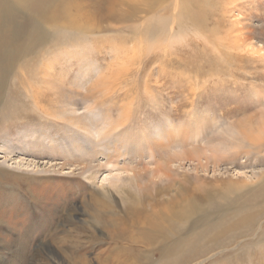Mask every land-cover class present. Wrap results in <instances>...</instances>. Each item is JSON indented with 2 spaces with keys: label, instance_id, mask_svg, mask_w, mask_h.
Listing matches in <instances>:
<instances>
[{
  "label": "rangeland",
  "instance_id": "obj_1",
  "mask_svg": "<svg viewBox=\"0 0 264 264\" xmlns=\"http://www.w3.org/2000/svg\"><path fill=\"white\" fill-rule=\"evenodd\" d=\"M40 3L32 14L16 0L0 2L13 8L0 40L14 39L10 78L0 86V264H72L60 244L74 229L82 243L92 237L79 256L98 264L126 208L140 210L142 201L148 210L157 189L177 212L194 211L139 262L160 259V248L176 242L178 253L193 234L213 240L217 221L249 210L256 219L244 235L227 234L223 247L187 264H264V196L249 197L264 173V0ZM249 30L253 48L232 51ZM27 86L47 95L34 96L44 113ZM161 131L152 147L147 139ZM108 134L121 148L104 140L106 157L117 160L95 156ZM41 244L55 260H43ZM118 252L110 247L103 258Z\"/></svg>",
  "mask_w": 264,
  "mask_h": 264
},
{
  "label": "bare ground",
  "instance_id": "obj_2",
  "mask_svg": "<svg viewBox=\"0 0 264 264\" xmlns=\"http://www.w3.org/2000/svg\"><path fill=\"white\" fill-rule=\"evenodd\" d=\"M0 2H2V0H0ZM227 2H229V1H227ZM16 3L19 6H20V3L23 4L27 10L32 11V14H35V13L38 14V13L42 12V6L40 3V0H36V2H34L33 0H16ZM207 9H209V8H207ZM12 10H13L12 6H11V8H7L6 4L1 5V7H0V24L4 19H7L10 16ZM64 14H65V12H64ZM64 14H63V17H65ZM201 15H203V14H201ZM236 20H237V18H236ZM231 24H232V22H231ZM236 24H237V21H236ZM198 26H199V24H198ZM160 28H161V32L165 31V27L163 25H161ZM238 29H241V28H238ZM0 30H2V29H0ZM179 30H182V27H179ZM242 30H246V28L243 27ZM246 32H247V30H246ZM38 33H39L38 30L34 28L33 30L29 31V33H28L29 35L27 36V39H30V37L32 39L33 37L37 36ZM226 33H228L227 30H226ZM248 33L249 34L244 35L243 39H238V41H240L239 44L237 41H235V44L230 49L232 51H236V50L242 49V47H244V46L253 48V46L251 44V40H250L252 32L249 30ZM25 35H27V33ZM13 36H14V34H13ZM233 37H231V38H233ZM18 39H19V36H18ZM214 41H216V40H214ZM18 42H19V40H18ZM11 43H14L13 37L9 38V43L3 42L2 39L0 40V50L2 52L0 54V86H1L2 82L5 83V81H3V80L9 74V72L11 70V68L8 69V67H5L6 62H8V64H9L10 54L13 50L11 48L8 51L7 46H10ZM242 43L244 46H242ZM222 45H224V44H222ZM5 47H7V48L5 49ZM255 50H257V49H255ZM228 51H229V49H228ZM245 51H247L246 48H245ZM255 53H257V52H255ZM263 58H264V56H263ZM211 61H213V59H211ZM262 61H264V59ZM11 64H12V62H11ZM260 66L261 67L264 66V63ZM9 76H10V74L8 75V79L10 78ZM27 88H29V90L26 91L25 94L27 95L28 99L33 102L34 108H36L37 110L44 113L43 109L41 108V101L39 102V105H38L36 102L37 98L34 99V96L36 94L37 96H40L41 98H43L44 96H47V95L42 94V92H40V90L38 88L35 90L31 89V86H27ZM224 100L226 101V104L228 106H229V104L231 105L232 100H229L227 97ZM262 103L263 104L261 105V107H264V102H262ZM8 104H9V101H8ZM231 110L234 112V111H237L238 109L236 107H232ZM14 117H16V115H14ZM256 128H258V127H256ZM244 132H246V131H244ZM163 134H164L163 131H161V133L157 132V138L152 139V140H149V139H147V140L149 141V143H152V147H158L160 142L158 144H156L155 141L157 140V142H158V139H162ZM143 135L145 137L147 136V134H145V133H143ZM231 135H233V134H231ZM257 135H258V132H257ZM106 137H108L109 139H105ZM101 140H102L101 144L104 147H106V151L96 152V148H95L94 149L95 156L106 157L108 155L109 147L104 144V140L108 142V145L109 144L113 145V148L111 150H113L114 152L117 151L118 148H121V145H119V146L114 145L117 143V141H116L117 139L116 140L114 139V135L108 134L105 137H103V139H101ZM259 142H260V144H264V126H263V128L259 129ZM95 143L96 142L93 140L92 145H94ZM97 145H98V143H97ZM263 146H262V148L258 147V149L261 148L262 151L264 152ZM238 147H241V146L240 145H234L233 146L234 149H237ZM155 154H158V152L156 151ZM91 156H94V155L91 153ZM153 156L155 157V155H153ZM106 159H109V160L116 159L117 160L118 158H117V156H114L111 158L106 157ZM155 167H157L155 171H159V170L165 168V167L162 168L160 165H157V164L155 165ZM152 174H153V172H152ZM258 181H259V183L257 184V186L255 188H252L253 191H251V193L249 194V197H254L257 195L264 196V173L259 176ZM162 193H164V189H157V191H155L154 194H152L148 197L149 198L148 201H150L152 203V204L148 205V208H149L148 210L145 209L146 206L142 205V201L137 203V205L139 204V206L142 207L140 210L136 211V210H134V207H127L126 208L125 212H126V215L129 216V218L123 223V225L120 228L117 229V232H114L111 235H109L108 244H107L108 248H106L105 250L100 252V254H98L94 258L98 264H142L143 262L145 264H147V262H145V261H143V262L138 261L142 251L152 250V249L156 250L161 245H163V243L168 238L175 236L179 232V231H177L178 230L177 229V222H179V219L187 218L191 214V212L194 211V209H192V207L190 208V206H189L190 209L186 208V209H183L182 212L181 211L177 212V205H174L173 203L166 205V203L168 201L163 200ZM103 196L107 199L109 198L105 195H103ZM174 200H175L174 198H171V197L169 198L170 202H175ZM253 209H256V208H253ZM249 213H251V211L244 210L241 214H239V215L236 214V216H233L232 218H229L228 220L224 219V220L217 221L216 225L218 226V231L215 233L213 240H210V238L204 237L205 234L201 235L200 233H197V234H193L192 237H190L185 242L184 247L181 244V249L178 253H177V242L174 243V248H172L173 250L169 247V245L163 246L162 248H160V250L163 251L165 253V255H160L159 256L160 259H151L152 262L150 260L149 261V262H151L150 264H152V263H154V264H187L190 261H192V262L196 261V259L199 256L203 255L204 253H206L208 251H212L215 248L223 247V246H221V244L223 242L227 241L228 239H221L220 240V238L226 237L227 234L232 235L231 232H233L236 237H238L240 235H244L246 233L248 227L251 225L250 222H253L256 219V218L252 219L249 216ZM177 214H179L180 216ZM228 223L232 224L233 227L226 226ZM235 225H236V227H235ZM225 228H230V230L228 231ZM74 232H75V229L71 233L69 232V234L67 236H65V238H63V240L60 244L61 252H63L65 254L66 258L68 260H70L72 264H88V262L83 257L79 256L78 251L80 249H82L84 246L91 243L90 239H92V237L90 235H87V234L82 235L83 237L86 238V241L88 242V243H82V242H80L81 241L80 239H78L77 237L74 236ZM41 246H42V244H41ZM110 247L116 248L117 250H119V252L115 255L111 253V256L103 258L107 254ZM137 247H142L144 249L138 250L133 254V251ZM42 249L45 252V254H44L45 257L43 258V260L47 259L48 261H51V260L56 259L57 253L55 254V252H53L51 247L47 248L45 246H42ZM219 251H222V250H219ZM113 252H114V249H113ZM212 253H214V252H212ZM170 254H172L171 257H168V255H170ZM200 258H202V257H200ZM147 260H148V257H147Z\"/></svg>",
  "mask_w": 264,
  "mask_h": 264
}]
</instances>
